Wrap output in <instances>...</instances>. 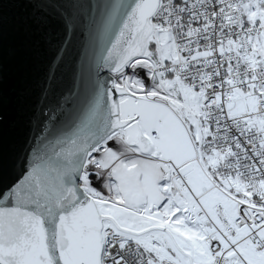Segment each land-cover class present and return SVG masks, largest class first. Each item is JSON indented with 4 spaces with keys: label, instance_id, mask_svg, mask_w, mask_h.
Wrapping results in <instances>:
<instances>
[{
    "label": "snow or ice",
    "instance_id": "1",
    "mask_svg": "<svg viewBox=\"0 0 264 264\" xmlns=\"http://www.w3.org/2000/svg\"><path fill=\"white\" fill-rule=\"evenodd\" d=\"M0 264H264V0H0Z\"/></svg>",
    "mask_w": 264,
    "mask_h": 264
},
{
    "label": "water",
    "instance_id": "2",
    "mask_svg": "<svg viewBox=\"0 0 264 264\" xmlns=\"http://www.w3.org/2000/svg\"><path fill=\"white\" fill-rule=\"evenodd\" d=\"M78 71V61L75 59L74 53V60L73 62L65 69L64 74V82L62 86H70L72 83L73 75Z\"/></svg>",
    "mask_w": 264,
    "mask_h": 264
}]
</instances>
